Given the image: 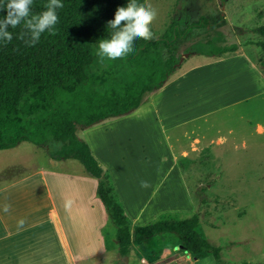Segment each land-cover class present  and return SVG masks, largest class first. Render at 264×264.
<instances>
[{
    "label": "rangeland",
    "instance_id": "obj_1",
    "mask_svg": "<svg viewBox=\"0 0 264 264\" xmlns=\"http://www.w3.org/2000/svg\"><path fill=\"white\" fill-rule=\"evenodd\" d=\"M146 1L157 11V17L153 22L157 38H163L172 24L181 30L193 25L186 35L175 39L174 45L168 46L165 42L160 44L165 59L185 56L192 50L206 52L229 45L233 50L240 47L251 50L256 60L263 66L264 0ZM168 89L165 88L161 93ZM111 121L107 127L98 128L94 134L95 139L91 135L90 141L96 156L103 160L109 178L123 200L128 217L132 218L143 206L144 210L136 223L137 226L164 217L179 220L197 213L200 217L197 230L213 246L221 248L219 258L213 252L197 258L184 251L175 236H168L164 240L150 239L144 243H133L126 255H130L126 263L125 256L120 255L119 251H116L117 256L113 252V248H118L117 226L106 215L100 230L102 229L104 248L109 250L112 248V254H115L114 259L117 260H114V264H264V134L262 137L256 136L253 144L247 138L245 148L241 147L236 152L224 155L220 166L213 167L221 168L218 169L221 177L219 180L211 178L207 183L212 186L208 187L204 181L203 184L199 182L200 173H183L185 178L181 181L178 172L165 169L145 172L139 163L136 165L139 170L132 169L129 157L131 155L133 157L134 152L142 151L141 143L145 145L147 153L164 148L160 145L161 142L155 139L158 129L150 133L151 138L138 139L134 133V127L138 125L131 123V130L128 132L124 122ZM77 133L80 137L84 136L81 130ZM54 141L57 140L51 138L49 143ZM49 143L47 146H40L26 140L14 147L0 150V187L7 184L11 177L15 180L28 178L32 171L40 168L48 170L49 163L53 164L50 162L51 158H55L63 146L62 141L54 142L52 145ZM58 160L59 165L53 166L60 169L63 167L67 173L85 172L83 164L77 159ZM28 179L38 182V174ZM162 179L166 181L161 184ZM141 180L148 181L151 186L142 188ZM24 183L26 182L19 184V189L23 188ZM186 184H189V187L185 186ZM41 186H34L36 188L32 190L33 195L35 191L39 193L34 197L31 195L32 198L36 197V203L33 204L38 208V226L30 229L27 234L25 223L18 227L17 222L16 228L22 229L18 231L21 235L11 231L12 234L5 237L7 229L3 231L7 240L1 247L6 255L5 264H72L66 260L56 228L52 229L47 221L40 220L41 214L44 215L43 208L47 206L43 195L45 190L44 188L41 190ZM17 192L18 189L16 191L10 188L1 194L3 195L1 197L12 200L11 211H7L6 214L15 211L14 200ZM133 193L137 194L135 198ZM21 196L29 195L27 193ZM79 207L83 214L79 220L66 219L70 221L67 232L76 257L82 256L77 250L84 249L83 239H86L85 246L89 245L92 250L98 247L97 238L92 236L94 229L92 224L97 213L94 211L88 214L87 203H80ZM23 208L25 211L20 209L14 216L17 221L24 219L23 215L32 209L28 204H23ZM131 218L129 219L132 220ZM24 221L26 222L25 219ZM8 254L10 258L14 256L19 259L14 258L8 262L10 261ZM88 254L86 252L84 257L78 256L75 264H109V259L104 260L97 253Z\"/></svg>",
    "mask_w": 264,
    "mask_h": 264
},
{
    "label": "trees",
    "instance_id": "obj_2",
    "mask_svg": "<svg viewBox=\"0 0 264 264\" xmlns=\"http://www.w3.org/2000/svg\"><path fill=\"white\" fill-rule=\"evenodd\" d=\"M47 2L33 0L32 13L43 11ZM61 2L54 35L46 31L34 46H27L18 38L23 30L21 25L9 28L13 34L10 43L0 41V150L26 140L38 145H47L51 138L62 141V149L55 158L77 159L87 175L98 179L97 196L117 226L122 256L129 253L133 243L174 232L183 250L194 257L213 252L219 258L221 248L213 246L197 230V213L179 220L164 217L133 228L110 178L89 144L77 133L82 126L136 110L145 95L160 87L180 62L179 57L165 59L160 44L174 45L175 39L186 35L193 25L181 30L172 24L159 39L152 24L153 39H136L134 52L101 62L96 55V43L109 36L107 22L129 0ZM6 15V11H0V18ZM231 50L227 45L206 53Z\"/></svg>",
    "mask_w": 264,
    "mask_h": 264
},
{
    "label": "crops",
    "instance_id": "obj_3",
    "mask_svg": "<svg viewBox=\"0 0 264 264\" xmlns=\"http://www.w3.org/2000/svg\"><path fill=\"white\" fill-rule=\"evenodd\" d=\"M179 58L180 62L168 79L160 87L147 93L136 110L123 115L110 116L78 129V131H83L84 136L81 138L89 144L108 177V170L103 160H100L92 149L90 136L92 135L95 139V131L100 127H107L110 120H112L111 123L124 122L128 127V132L131 130V123L138 125L134 127V133L138 139H149L151 138L150 133L158 129L157 136L154 134L155 139L159 140L160 145H163L165 149L147 153L145 145L141 143L142 151L134 152L133 157L132 155L129 157L132 169L139 170L136 167L139 163L145 172L164 169L178 172L181 181L185 178L183 173H200L199 182L203 184L204 181L208 187L212 186L207 183L211 178L220 179L218 172L221 168L213 167L220 166L224 155L236 152L241 147L245 148L247 138L253 144L256 136L262 137L264 134V67L256 60L251 50L240 47L237 50L213 55L192 50ZM165 88L169 89L161 93ZM51 160L53 164L49 163L48 170L40 168L32 171L30 177L27 176L32 178L38 174V182L28 181L26 177L16 180L11 177L7 184L0 187V264H5L6 255L1 249L7 241L5 237L11 235V231L16 235H21L18 231L22 229L16 228L18 221L14 219V216L20 209L25 211L23 204L32 207V212L29 209L30 212L23 215L27 227L25 232L29 234L30 229L38 226V208L33 204L36 203V197L32 198L31 195L33 197L38 195L39 191H35L33 195L32 190L41 185V190L43 188L45 190V193L41 192L45 195L47 206L43 208L44 215L41 214L40 220L44 219L52 229L56 228L66 260L75 264L79 259L78 256L84 257V254L88 252V255L97 253L104 260L109 259V264H114V260H117L114 259V255L116 251H119V246L113 248L115 254H112V248L110 250L104 248L105 243L102 240L100 227L105 222L107 212L97 196L98 179L87 176L86 172L67 173L63 167L60 169L53 166L59 165L60 160L55 158ZM150 165L153 166L149 167ZM24 181L26 183L22 185L23 188L19 189V184ZM165 181L162 179L161 184ZM185 186L189 187V184ZM113 187L128 217L123 200L115 185ZM10 188L16 191L18 189L14 200L16 206L14 212L6 214L4 206L12 204V200L1 197L3 196L1 194ZM27 193L29 196H21ZM136 196L137 194L133 193V197ZM67 200L72 201L70 208L65 207ZM38 203L42 204V202ZM80 203H87L88 214L94 211L97 213L95 222L92 224L94 228L92 236L97 238L98 247L92 250L89 245L85 246L86 239H83L84 249L77 250L82 253V256L76 257L73 254L75 252L67 228L69 220L74 218L77 221L83 216L79 207ZM143 210L144 206L132 218L128 217L132 219L129 220L133 228L137 226L136 223ZM8 211H11L10 207ZM32 213L34 216L31 217ZM5 229L8 232L6 235L3 233ZM168 236H175L181 244L180 239L173 232L164 233L151 240H164ZM14 258L19 259L11 256L8 262H11V259L13 261ZM129 258L130 255L125 256L126 263Z\"/></svg>",
    "mask_w": 264,
    "mask_h": 264
},
{
    "label": "clouds",
    "instance_id": "obj_4",
    "mask_svg": "<svg viewBox=\"0 0 264 264\" xmlns=\"http://www.w3.org/2000/svg\"><path fill=\"white\" fill-rule=\"evenodd\" d=\"M33 0H0V11H6L7 15L0 18V41L10 43L13 39L9 28L23 26L19 39L27 46H34L46 31L55 34V25L58 23L57 9L63 7L61 0H48L44 10L33 14ZM157 17V11L150 4L138 3V0H129L126 6L117 8L114 19L107 22V28L111 29L108 37L100 39L97 44L96 55L101 62L117 60L126 57L135 51L136 39H153L152 24ZM142 188L150 187L146 180L140 181ZM71 200L65 203L70 208ZM10 205L4 206V211L9 210ZM24 219L18 221V227L24 225Z\"/></svg>",
    "mask_w": 264,
    "mask_h": 264
}]
</instances>
